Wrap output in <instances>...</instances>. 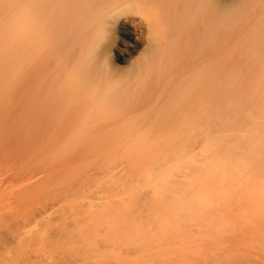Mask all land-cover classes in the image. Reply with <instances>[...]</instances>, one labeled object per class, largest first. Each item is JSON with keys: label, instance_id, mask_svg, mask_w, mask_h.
<instances>
[{"label": "bare ground", "instance_id": "bare-ground-1", "mask_svg": "<svg viewBox=\"0 0 264 264\" xmlns=\"http://www.w3.org/2000/svg\"><path fill=\"white\" fill-rule=\"evenodd\" d=\"M249 1L0 0L7 11L0 46L21 45L25 100L43 113L41 121L65 127L73 139L87 137L94 125L118 122L110 117L117 113L119 124L138 129V138L163 118L187 138L209 125L195 202L173 211L188 215L184 264H264V99L241 92L236 77L226 76L220 88L216 80L217 39ZM246 48L263 70L264 33ZM35 216L25 224H35ZM138 229L150 230L147 223Z\"/></svg>", "mask_w": 264, "mask_h": 264}, {"label": "rangeland", "instance_id": "rangeland-1", "mask_svg": "<svg viewBox=\"0 0 264 264\" xmlns=\"http://www.w3.org/2000/svg\"><path fill=\"white\" fill-rule=\"evenodd\" d=\"M1 4L0 22L7 15ZM247 4L218 36L221 69L216 80L220 88L226 76L236 77L241 92H256L260 98L264 75L257 77L264 69L256 67L253 51L246 47L264 33V0ZM20 48L0 46V264H184L188 215L173 211L195 202L198 154L202 140L210 136L209 125L187 138L178 126L171 123L169 128L162 116L164 125L159 121L160 127L152 128L156 132L150 130L159 140L150 133L138 138V129L119 124L117 113L110 117L118 122L94 125L86 129L87 137L73 139L65 127L41 121L43 113L27 106ZM58 130L65 137L57 135ZM100 202L98 208L89 206ZM32 215L37 222L25 224ZM145 223L148 234L138 229ZM191 228L194 241L197 228Z\"/></svg>", "mask_w": 264, "mask_h": 264}]
</instances>
